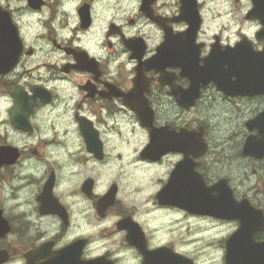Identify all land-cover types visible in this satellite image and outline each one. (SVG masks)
Listing matches in <instances>:
<instances>
[{
	"label": "flooded vegetation",
	"instance_id": "1",
	"mask_svg": "<svg viewBox=\"0 0 264 264\" xmlns=\"http://www.w3.org/2000/svg\"><path fill=\"white\" fill-rule=\"evenodd\" d=\"M253 7L0 0V264H227L240 224L192 212L197 178L261 212L242 217L264 243V157L242 155L264 95L195 75L221 56L235 87L234 52L264 51Z\"/></svg>",
	"mask_w": 264,
	"mask_h": 264
},
{
	"label": "water",
	"instance_id": "2",
	"mask_svg": "<svg viewBox=\"0 0 264 264\" xmlns=\"http://www.w3.org/2000/svg\"><path fill=\"white\" fill-rule=\"evenodd\" d=\"M253 5L249 18L260 20L264 30V17L258 14L264 6V1L253 0ZM234 53L237 57L233 63L235 64L234 68L242 70V77L235 75L234 88L229 89L223 83L221 56L217 59L212 56L202 67L197 68L195 74L197 83L202 81L205 84L211 81L227 96H234L230 92L240 87L242 88V96L264 95V51L254 52L242 49V56L239 52ZM229 63L231 64V62ZM245 126L249 131L255 130L257 133L246 138L242 147V154L255 158L264 157V111L247 121ZM196 181V190L183 195L192 212H202L229 220H238L240 224L227 241V264H242L243 252H246L243 262L247 260L249 264H260L261 261H264V243L256 244L252 239L254 231L251 229L253 225H256V221L242 217V214H248V211H253L257 215H260L261 212L251 210L246 199L236 201L225 180H221L211 187H205L199 178ZM171 203L178 204L175 201H171ZM245 240L247 241L245 242ZM171 264H177L176 260L172 261Z\"/></svg>",
	"mask_w": 264,
	"mask_h": 264
},
{
	"label": "rangeland",
	"instance_id": "3",
	"mask_svg": "<svg viewBox=\"0 0 264 264\" xmlns=\"http://www.w3.org/2000/svg\"><path fill=\"white\" fill-rule=\"evenodd\" d=\"M213 110H215V111H221V105H220V104H216V105L214 106ZM213 122H214V125H215L214 128L216 127V124H217V123L220 124L218 118H217V120H216V119H213ZM218 127H219V126H218ZM249 175H250V173H249ZM248 177H249V176H245V178H246L245 181H246V182H248V181H252V180H253L252 177H250V180H248ZM251 185H254V186H255V188H253V190H261V191H262V194H258L256 198H255L254 196H252V195H249V197L252 198L254 202L264 203V172L260 173V175H258V176L252 181ZM253 190H252V191H253ZM242 191H243V190H242ZM251 193H252V192H251ZM251 193H250V194H251ZM216 232H218V231H214L213 234H215V235H220V236H221L220 232H218V233H216ZM225 234H226V232L223 233V235H225Z\"/></svg>",
	"mask_w": 264,
	"mask_h": 264
}]
</instances>
